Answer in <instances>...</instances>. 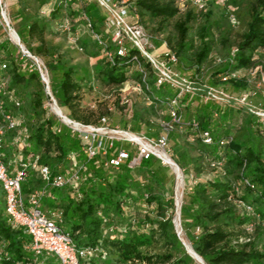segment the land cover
Masks as SVG:
<instances>
[{"label": "trees", "instance_id": "obj_1", "mask_svg": "<svg viewBox=\"0 0 264 264\" xmlns=\"http://www.w3.org/2000/svg\"><path fill=\"white\" fill-rule=\"evenodd\" d=\"M11 1L13 21L19 24L17 34L46 66L52 94L64 116L90 125L91 121L76 109L84 79L88 82L94 76L112 87L132 81L141 84L150 105L132 106L129 122L120 120L121 129L148 139L164 134V127L153 118L164 111L165 124L171 121L166 103L177 92L167 85L156 86L147 62L142 60V68H137L131 61L135 51L128 50L125 57L115 55L111 63L87 34L89 39L82 36L79 43L94 63L80 73L46 41L48 35H59L53 28L66 12L74 26L82 23L78 14L71 15V9L64 11L56 4L50 14L40 16V9L51 0ZM134 5L146 30L147 23L158 22L154 31L164 36L162 40L176 58L170 64L173 71L196 83L195 91L179 101L183 121L167 134L172 159L184 181L193 179L184 190L180 208L181 226L193 251L204 264H264V118L233 102L204 101L207 89L213 88L231 96L247 94L251 105L262 107L259 100L264 101V96L255 89V78L262 77L264 70L256 77L253 74L264 68V0H208L200 11L193 6L181 11L175 0H140ZM93 10V4H82L79 13L84 11L91 17ZM215 11L220 12L221 19L214 20ZM174 19V32L164 35L165 26ZM240 23L246 28L234 36V25ZM162 40L154 43L160 45ZM214 52L219 56L214 57ZM2 64L6 69H1ZM29 64L18 48L0 39V78L20 102L16 106L4 99V110L20 124L16 130L5 132L0 157L9 171L18 168V156L25 162L31 157L53 175H75L78 179L64 188H52L30 168L21 185L23 197L35 190L44 191L42 211L61 213L59 226L74 244L80 249L98 247L106 253L81 264H198L175 232L172 171L154 157L130 166L137 150L120 142L110 145L103 140L101 149L89 158L86 148L90 141L73 133L44 108V86L36 71H28ZM242 71L249 75L223 80L231 72ZM193 121L198 123V130L193 129ZM202 131L211 133V145L202 143ZM16 138L20 148L13 144ZM222 138L232 140L220 146ZM120 149L128 152L129 159L114 168L109 161ZM207 171L212 178L202 179ZM246 180L253 189L245 185ZM240 203L254 207L259 219ZM250 224L252 232L247 231ZM30 244L23 228L7 223L0 183V264L32 262L35 256ZM43 257L40 264H58L52 255Z\"/></svg>", "mask_w": 264, "mask_h": 264}, {"label": "built area", "instance_id": "obj_2", "mask_svg": "<svg viewBox=\"0 0 264 264\" xmlns=\"http://www.w3.org/2000/svg\"><path fill=\"white\" fill-rule=\"evenodd\" d=\"M140 0H59V4L64 11L72 7L80 9L82 4H95L101 7L106 12V16L99 22L95 23L87 15L86 12L80 11L79 20L83 25V31H87L90 38L100 48L102 54L111 62L114 63V57H125L128 55V50L136 52L132 56L131 61L137 66L142 68V60L147 62L154 72L156 79V86H169L177 92L176 96L169 100L166 105L168 106V113L171 117L169 123L164 124V134L157 139H148L142 135L132 133L129 129H107V126L100 128H92L82 123L68 119L63 115L57 105L50 88V77L48 70L44 63L36 56L32 55L22 44L18 34L13 29L11 19L8 13V5L6 0H0V26L6 32V37L3 40L13 43L12 45L19 49L21 55L29 60L30 64L27 67L28 71H36L39 75L40 81L44 86L46 95V103L44 108L63 124L70 128L73 133L78 134L84 140H89L90 144L87 146V153L89 158L95 156L98 148L101 149L102 141L106 140L112 145L113 142H127L129 145L134 146L137 150V157L139 162L144 159L147 160L154 157L161 161V163L170 169L173 174L179 179L181 177L179 167L176 168L175 163L171 159L172 151L168 148L167 134L172 131L175 125L181 124L182 114L179 109V101L185 95L192 94L195 91V81L190 78H183L176 74L171 68L170 64L176 62V58L170 52L166 43L162 40L159 47L160 53H156L158 49L154 46V38L140 23L139 15L136 11L134 3ZM176 6L179 10L184 11L188 6L195 7L198 11L203 10L208 0H175ZM230 0H223L228 2ZM56 0H51L47 5L40 9V16H47L54 10ZM65 13V16L55 23L53 32L59 35H65L76 47L78 52H83L84 49L80 45L79 40L82 38L84 32L77 30L71 20V17ZM98 28L99 31H96ZM107 33V34H106ZM109 38V41L106 40ZM235 52V50H234ZM1 69H6L5 64H2ZM241 72H231L223 80L228 78L237 79L241 78ZM143 77V81H144ZM136 91L143 92L141 84H136ZM254 95V94H253ZM264 96V93H262ZM247 94H240L231 96L222 89L208 88L204 101H218L224 104L236 103L240 106H246L256 116L264 118V109L259 106L250 104ZM4 99L12 101L16 106L20 102L15 98V94L11 90L6 89V81L0 78V150L3 147V140L6 131H14L18 128L20 121L16 120L11 114L4 110ZM148 99V98H147ZM148 101H150L148 99ZM106 123L105 118H101V125ZM192 127L198 130V123L193 121ZM101 134L107 135L104 139ZM202 143L211 145L214 139L209 131L200 132ZM231 138H222L219 141L220 146L228 145ZM13 144H19V139L16 138ZM166 156L171 164L165 163L162 156ZM129 159V154L124 149L118 150L116 156L109 161V165L118 168L120 163ZM72 160L74 158L72 157ZM18 168L9 171L8 166L0 157V183L4 193L5 200V215L7 223L12 227H21L31 238L29 250L34 254L35 259L27 264H40V259L43 256H54L58 264H81L82 260H90L97 255H105L106 253L100 248H78L69 234L63 232L59 226L61 221V213L55 212L51 215L42 211L41 200L44 191L35 190L29 197L24 198L22 194L21 185L27 176L28 170L31 168L36 171L46 185L52 188H64L74 184L78 179L73 175L66 178L63 175H53L48 167H39L36 158H31L29 162L23 161L21 156H18ZM138 162V164H139ZM137 164V165H138ZM130 166H136V162H130ZM193 183L191 178L186 181V187ZM245 185L253 189L247 180ZM246 211L256 219L259 215L255 212L254 207L247 206L240 203ZM174 206L177 202L174 201ZM179 208V207H178ZM174 210L173 222L176 226V221L180 216V208ZM264 228V223L261 224ZM253 224L247 228L248 232H252ZM240 241H248L241 239ZM2 257L0 252V258Z\"/></svg>", "mask_w": 264, "mask_h": 264}, {"label": "rangeland", "instance_id": "obj_3", "mask_svg": "<svg viewBox=\"0 0 264 264\" xmlns=\"http://www.w3.org/2000/svg\"><path fill=\"white\" fill-rule=\"evenodd\" d=\"M6 2L8 5V13L11 19V23L13 25V29L17 33L19 24H16L13 21L12 7H11L12 1L6 0ZM93 6H94V10L92 11L91 19L95 23H99L104 18V16H106L107 14L105 10H103L101 7L96 6L95 4H93ZM73 13L74 11H70L69 14L72 15ZM220 16H221L220 12L215 11L214 20L221 19ZM176 19L172 20L170 23H168L165 26L164 35L167 36L169 33L174 32L173 24L176 21ZM157 24H158L157 21L153 24L147 23V28H148L147 31L156 41L160 39L162 40L164 37L163 35H158L157 34L158 32L154 31ZM75 25H76V28H78L77 30L83 31V25H80L78 27H77L78 24H75ZM234 26H235L234 31H233L234 36L239 35L246 28V26L242 23L238 25H234ZM83 32H84L83 36H85L86 40H88L89 37L87 36L88 34L87 31L86 32L83 31ZM5 37H6V32L0 26V39L3 40ZM46 41H47V44H49L52 47H55L57 49L56 50L57 54L63 57L67 62H69L70 65L77 66L80 69V73L82 71L85 72V70L83 69L85 67H88L89 69H91L89 65L93 64L94 60H88V58L83 52H78L75 45L70 40H68L65 35H57V36L48 35L46 36ZM21 44L26 48V46L22 42ZM154 46L156 49H158L156 53L157 54L160 53L161 48L159 47V45L154 43ZM213 56L215 57L219 55L214 52ZM211 65H212V62H211ZM259 70H264V68L259 67L258 70L254 72L253 74L255 77H256V73ZM241 75L246 76V75H249V73L246 71H242ZM207 76L208 74L205 75L204 78H207ZM255 81H256L255 89L257 91L264 93V72H262V77H256ZM81 86H82V89L79 93V96H80L79 106L76 109L78 113L80 114V116L91 121L90 125H86V126H90L95 129L100 128V127H105V126H107V129H121L120 120H125L126 122H129L131 118L132 106L137 105V107L140 108V107H146L150 105V101H148L145 93L136 91L135 90L136 85L132 81H128L119 87H112V86L103 84L100 80L92 76L91 80L88 82L86 79H84V81L81 83ZM259 103L262 105V107L261 106L259 107L264 108V101L259 100ZM164 115H165L164 111L159 112V116L154 117L153 120L160 122V124L164 126L165 124V121L163 118ZM101 118L106 119V123L104 126L101 125ZM100 136L102 137V139H104L107 135L101 134ZM122 143L128 144L127 142H122ZM128 146L131 149H136L134 146H131V145H128ZM168 148L171 151H173L172 148L170 147V144ZM172 158L173 156H171V159ZM131 162H136V165L138 164L139 160H138L137 155L134 156ZM170 170L172 171V169ZM180 174H181V177L179 179L174 175L175 184H174V192H173L174 201L176 202H177L176 198H178V196L180 195L179 208L182 205L183 193H184L185 186H186V181H184L183 179V174L181 170H180ZM211 178H212V173L210 171L205 172L204 175L202 176V179H211ZM178 188H179V191L177 190ZM176 208L178 207H175V209ZM173 219H174V216H173ZM174 228H175V232L178 233V237L184 242V244L189 245L191 247V244L186 236V232L181 226L180 216L178 220L176 221V226Z\"/></svg>", "mask_w": 264, "mask_h": 264}, {"label": "bare ground", "instance_id": "obj_4", "mask_svg": "<svg viewBox=\"0 0 264 264\" xmlns=\"http://www.w3.org/2000/svg\"><path fill=\"white\" fill-rule=\"evenodd\" d=\"M162 156V159L164 160V162L165 163H169V164H171L172 162H170L169 161V159L166 157V156H163V155H161ZM181 184V183H180ZM179 187H181V186H179ZM177 188V187H176ZM178 191H179V188L177 189ZM179 193V192H178ZM179 197H180V195L178 196V198H176L177 199V206L179 207ZM178 223V222H177ZM179 225H180V223H179ZM178 227V226H177ZM182 238V237H181ZM185 246L187 247V250L190 252V254L192 255V257H193V259L198 263V264H204L203 263V261L201 260V258L198 256V255H196V254H194V251L192 250V248L189 246V245H186L185 244Z\"/></svg>", "mask_w": 264, "mask_h": 264}, {"label": "crops", "instance_id": "obj_5", "mask_svg": "<svg viewBox=\"0 0 264 264\" xmlns=\"http://www.w3.org/2000/svg\"><path fill=\"white\" fill-rule=\"evenodd\" d=\"M56 4H59V0H56ZM58 6H60V5H58ZM70 11H74L73 14H78V16H79V9H78V8H73V7H72ZM75 11H76V12H75ZM61 15H63V11H62V10L59 11V16H61ZM76 16H77V15H76ZM80 25H81V23L78 24L77 27L80 26ZM75 27H76V25H75Z\"/></svg>", "mask_w": 264, "mask_h": 264}, {"label": "water", "instance_id": "obj_6", "mask_svg": "<svg viewBox=\"0 0 264 264\" xmlns=\"http://www.w3.org/2000/svg\"><path fill=\"white\" fill-rule=\"evenodd\" d=\"M174 165H176V164H174ZM176 168H178V166L176 165ZM173 224H174V227H175V223L173 222ZM176 234H177V236H178V233L176 232ZM179 238V237H178ZM180 239V238H179ZM180 241L182 242V244H183V246L185 247V250H186V252L188 253V255L190 256V257H192V255L190 254V252L187 250V247L185 246V244H184V242L180 239ZM193 250V249H192ZM194 254H196L195 252H194ZM193 258V257H192Z\"/></svg>", "mask_w": 264, "mask_h": 264}]
</instances>
